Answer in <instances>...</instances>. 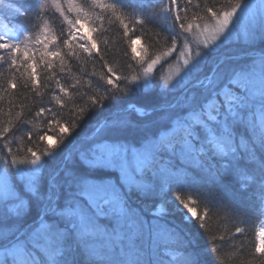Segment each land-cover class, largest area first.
I'll list each match as a JSON object with an SVG mask.
<instances>
[{
  "label": "snow or ice",
  "instance_id": "snow-or-ice-1",
  "mask_svg": "<svg viewBox=\"0 0 264 264\" xmlns=\"http://www.w3.org/2000/svg\"><path fill=\"white\" fill-rule=\"evenodd\" d=\"M49 2L66 20V32L57 36L45 22L31 48L27 44V30L20 40L0 34V61L8 62L9 69L19 71L23 67L20 76L27 77L22 85L18 80L9 79L8 89H35L38 65L54 72L58 61L62 73L68 58L80 54L101 62V67L107 71L100 75L103 84L72 112L71 122H62L57 118L58 113L43 106L41 100L35 116L45 117L47 125L58 130V146L46 145L43 152L28 147L27 154L21 157L12 151L8 139L16 129L0 128V139L4 141L0 151L7 149L0 158V174L6 181L5 191L0 194V251L4 253L0 264H69L66 257L70 251L82 255L81 264H104L91 251L95 238L101 235L131 239L138 245L132 249L137 256L136 264L158 262L151 255L144 258L145 243L147 251H155L158 256L165 253L169 245L178 244L183 264H201L196 254L188 249L187 242L154 209L159 207L158 202L166 191H173L176 182L189 179L219 184L223 178L241 176L257 182L264 191V49L251 46L257 37L264 39V10L249 5L246 15L241 17L247 0H229L227 8L206 6L189 16L193 0H167L166 4L162 0L161 7L172 15L177 34L168 37L171 47L155 57L145 49H141L142 54L138 56L137 49L132 46L140 37L130 38L131 59L142 71L128 80L117 77L107 59L109 41H99L91 35L96 31L91 26L88 33L83 31L84 25L90 24V18L82 9L75 8L71 0H68L67 12L75 11V19L66 14L60 0H43L38 8L35 5L36 16L41 15L40 10ZM100 7L113 10L123 26L124 36L128 37L129 27L117 13L116 6L101 4ZM195 8H199V4ZM14 10L24 17L30 15L27 9L16 7ZM237 14L240 19L234 26ZM138 23L144 26L142 21ZM229 40L249 47L245 51L229 49L227 54L193 65L180 81L172 84L173 75L177 77L202 50L217 51ZM101 43L103 49L99 46ZM177 46L182 66L163 79L161 88V91L177 92L173 99L161 100L155 109L148 111L137 108L135 103L117 109L110 119H105L67 152L57 168L43 171L42 158L51 155L53 148L57 150L71 137L90 110L99 108L118 94H127L134 82L152 74L161 56L169 55ZM257 52L258 56L251 55ZM249 56L250 61L243 62V58ZM18 60L21 64H17ZM257 64L262 85L259 103L253 91ZM125 81L127 86L121 88ZM56 86L60 93L68 94L58 79ZM142 91L147 94L149 86L145 85ZM53 101L61 108L67 106L60 95H55ZM154 110L159 113L154 122L138 125L132 119L135 115L143 120ZM49 113L52 115H46ZM27 123L18 117L21 127H26ZM137 127L143 135L136 142L117 135ZM27 135L31 144V129ZM46 139H51L46 131L38 136L39 142ZM23 165L34 167H21ZM97 170L111 174L97 175ZM175 199L199 222V228L206 234L210 232L207 219L211 209L199 214L190 206L191 196L185 199L178 195ZM243 231L241 227L235 228L237 234ZM230 238L235 239L234 236ZM218 241L226 243L223 236H211V246L207 247L211 256L220 251ZM239 251H245L243 242ZM257 257L260 258L258 264H264V229L257 234L253 259Z\"/></svg>",
  "mask_w": 264,
  "mask_h": 264
},
{
  "label": "trees",
  "instance_id": "trees-1",
  "mask_svg": "<svg viewBox=\"0 0 264 264\" xmlns=\"http://www.w3.org/2000/svg\"><path fill=\"white\" fill-rule=\"evenodd\" d=\"M75 8L82 9V13L90 18V24L96 29L95 32L90 33L99 41L108 40V55L107 59L113 68L116 70L117 77H127L128 80L136 75L138 71H142L137 67V62L131 59L130 38L134 39L136 36L140 37L139 43L142 49L153 57L161 55L166 52L171 43L168 37L177 34V30L173 23V17L167 9L162 8V0H74ZM43 0H0V34L7 35L13 40L23 39L26 30L29 32V39L27 41L28 47L33 46L36 37L41 34V27L47 22V26L55 35H59L62 31L66 32L67 22L63 16L56 10L50 2L44 4L40 16H36L33 11L35 5L37 8ZM62 7L66 14L75 19V12L68 13L69 3L66 0H60ZM66 2V3H65ZM229 0H193V5L190 7L189 16L194 11H199L200 8L206 6H213L215 8H227ZM166 4L167 0H163ZM101 4H114L116 11L119 13L125 24L129 27L128 37L124 36L123 26L120 21L113 14L112 9L101 8ZM199 4V8L195 5ZM20 7L27 9L30 12L28 17L21 16L15 12V8ZM184 7V4H181ZM183 14V13H182ZM203 14V13H201ZM138 20L142 21L143 27L140 26ZM102 49L104 45H99ZM257 50L264 49V39L257 37L251 45ZM52 47V45H50ZM249 46L240 44L228 43L221 46L217 51H210L205 49L202 52L201 59L196 62V65L213 60L220 55L227 54L229 49L239 51L247 50ZM180 51L177 46L172 53L167 56H161L160 63L153 71L152 77L147 84L149 91L145 94L142 89L145 85L134 82L133 87L127 94H118L115 98L105 101L99 108L90 110L86 118L82 121L79 128L74 134L67 138L62 145L55 150L52 149V154L42 158L41 165L43 171L48 172L54 170L63 161L69 145L76 139L90 135L97 125L103 119H110L108 116L117 109L125 108L129 103H135L137 107H141L148 111L149 108H155V105L161 100H171L177 92L161 91V72L171 64L176 53ZM127 52V55H125ZM142 54V53H141ZM140 54V55H141ZM257 53L251 55L258 56ZM7 57V54H4ZM251 57H244L243 62H249ZM21 64V60L17 61ZM259 65V64H257ZM15 69H9L8 62L0 61V128L9 126L10 131L15 128L12 135L8 137L10 146L13 152H18L21 157L27 154V148L32 147L37 152H43L46 145L59 144L58 130L54 131L46 123L45 117H36L35 112L41 106L54 109L58 113L57 118L62 122H71L72 112L83 105L87 100V96L92 95L99 85L103 84L100 80L102 72L106 69L101 67V62L94 60L86 55L80 54L68 58L65 65L64 72H60V64L57 61L54 72L48 70L43 65H38L37 71V87L35 89L17 87L15 89H8L7 81L9 79L18 80L22 85L27 78L21 77L20 72ZM57 79L60 86L67 89L68 94L64 95L57 89ZM115 79V77H114ZM30 83V82H29ZM127 86V81L121 83L120 87ZM254 99L258 102L260 99V89L254 84ZM39 93V95H37ZM55 95H60L66 103V107L61 108L53 101ZM81 97H83L81 99ZM49 101H52L49 103ZM29 113H31L29 115ZM51 116L52 113L46 114ZM159 113L155 110L150 116L139 120L138 116L133 115L132 119L137 121L138 125H144L154 122ZM18 117L27 120V126L21 127L18 124ZM31 129L33 133L32 143L29 144L28 130ZM47 132L51 137L52 143L49 139L44 142H39L38 136ZM111 135V132L108 133ZM118 136L136 142L143 135L140 127L133 129H126L117 133ZM82 140L73 144L81 143ZM3 139H0V148L3 146ZM72 147V148H73ZM7 149L0 151V158L4 156ZM97 175L111 174L103 170H97ZM198 175V174H197ZM242 185H247L242 188ZM181 196L187 199L192 197L193 207L197 209L199 214H204L206 209H211V213L207 219V225L210 229L209 233H205L204 229L199 228L198 221H189L184 216L176 213L173 210L172 203L164 204L165 215L163 216L167 223L172 226L187 242L188 249L196 254L201 264H242L248 261L250 264H258L260 258L253 259L254 247L257 241V225L260 221V213L262 204L264 202V191H261L259 184L254 181H247L241 176L226 177L221 180L219 184H207L203 179L186 180L176 182L173 191H166L163 194V199L158 203H165L166 199L174 196ZM172 211V212H171ZM241 227L243 234L235 233V228ZM225 237L226 243L220 244L218 247L220 251L218 254L210 255L207 247H210L211 236ZM234 236L235 239L230 237ZM101 235L95 238L94 243L101 242ZM109 246L105 249V244L91 246L92 254L100 258L104 264H136L137 256L132 250L138 245L134 244L131 239H122L120 237H109ZM243 242L245 251H239V245ZM236 247H233V246ZM145 259L151 255L157 259V264H183V253L178 244H171L166 249L165 253H160L159 256L155 251H147V243H145ZM4 258V257H3ZM3 258L0 260L2 261ZM66 259L69 264L76 262L81 264L83 261L82 255L76 252H69Z\"/></svg>",
  "mask_w": 264,
  "mask_h": 264
},
{
  "label": "rangeland",
  "instance_id": "rangeland-1",
  "mask_svg": "<svg viewBox=\"0 0 264 264\" xmlns=\"http://www.w3.org/2000/svg\"><path fill=\"white\" fill-rule=\"evenodd\" d=\"M66 1L68 2V0H66ZM65 3H66V2H65ZM71 3H72L73 6H76L74 0H71ZM249 5H254V6L256 7L257 10H264V0H247V4H246L245 12H242V13H241V17H243V16L246 15V12H247V10H248V6H249ZM73 12H75V11H73ZM239 19H240V16H239V14H237V16L234 18V21H233V25H234V26L239 22ZM93 25H94L93 23H92V24H85V25H84V28H83V31H84L85 33H88V31H89V27H90V26L92 27ZM230 30H231V29H230ZM225 35H227V33H226ZM228 43L236 44V43H238V42H235V41L229 40V41H228L227 43H225V44H228ZM225 44H223V45H225ZM240 44H242V43H240ZM223 45H222V46H223ZM243 45H245V44H243ZM132 47H135V48L137 49V55L139 56V55L141 54V49H142V47L140 46L139 41H137L136 45H133ZM208 50L212 51L211 49H208ZM202 52H205V49L202 50L201 53H200L199 55L193 57V59L189 62V64L186 65L185 68L182 70V72H181L177 77H175L173 74L176 73L177 69H178V68H181V66H182V60L179 59V53H180V51L177 52L176 55H175V57L173 58L171 64H169L167 67H165V68L162 70V72H161V74H160V76H161V82L163 83V79H164L165 77H167V76H169V75H173V79H174V80L172 81V84H176L178 81L181 80V78L184 76V74H185L186 72H188V71L192 68L193 65H196V62L199 61V60L201 59ZM160 61H161V59H160ZM160 61H159V63H160ZM159 63H158V64H159ZM158 64H157V65H158ZM157 65H156V66H157ZM156 66L153 68V71H154V69L156 68ZM259 71H260V68H259V65H257V68H256L257 79H255V81H254L253 83H254L257 87H259V89H260V88L262 87V85H261V81H260V79H259ZM152 74H153V72H152ZM152 74H150L148 77H145V78L142 79V80H139L138 85H139L140 83L143 84V85H147V84L149 83L151 77H152ZM162 83H161V85H162ZM169 92H173V91H169ZM257 103H259V101H258ZM136 107H137V106H136ZM137 108H141V107H137ZM141 109H143V108H141ZM143 110H144V109H143ZM108 117H109V118L112 117V114L109 115ZM106 119H107V118H106ZM103 120H105V119H103ZM101 124H102V123H101ZM97 126H98V125H97ZM48 142H49V143H52V140L50 139ZM69 146H70V145H69ZM72 147H73V145L71 146V149H72ZM68 148H69V147H68ZM68 148H67V150H68ZM71 149H70V151H71ZM21 167L32 168V167H34V166H32V165H23V166H21ZM5 187H6V181H5V178H4V176H3L2 174H0V194H3V193H4V191H5ZM175 197H176V196H174V197H170L169 199H166V200H165V203H163V202L161 201V203H158V204H159V207H158L157 209H154V211H156L158 215H163V214L165 215L164 204L167 206V205H169L170 203H172L173 210H175L176 213L180 214L181 216H184V218H185L186 220L189 219V221L193 222L194 219H192V218L188 215L187 210H186L185 208H183V206L179 203V201H177V200L175 199ZM192 205H193V202L190 203V206H191V207H193ZM262 209H263V211L260 213L261 219H260V221H259V223H258V225H257V229H258V230H257V234L260 232L261 229H264V204H263ZM171 212H172V211H171ZM100 238H101L102 241L99 242V243H94V244H95V245H99V244L104 245V244H105V245H104V246H105V249H107L109 245H108L106 242H108V240H109V239H108L109 236H106V237H100ZM256 239H257V238H256ZM3 257H4V253H3L2 251H0V260H1Z\"/></svg>",
  "mask_w": 264,
  "mask_h": 264
},
{
  "label": "water",
  "instance_id": "water-1",
  "mask_svg": "<svg viewBox=\"0 0 264 264\" xmlns=\"http://www.w3.org/2000/svg\"><path fill=\"white\" fill-rule=\"evenodd\" d=\"M114 113V112H113ZM112 113V114H113ZM104 122V120H102L99 124H98V126L97 127H99L100 125H101V123H103ZM95 131V130H94ZM84 137V136H83ZM83 137H80V138H78V139H76V140H74L71 144H70V146H69V148H68V150H67V152H69L70 151V149H71V146L74 144V143H76L77 141H80V140H83ZM66 152V153H67Z\"/></svg>",
  "mask_w": 264,
  "mask_h": 264
}]
</instances>
